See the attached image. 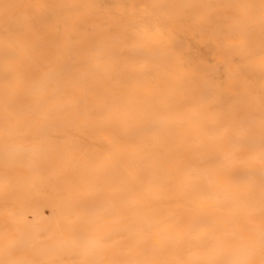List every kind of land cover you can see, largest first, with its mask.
Instances as JSON below:
<instances>
[{"label":"bare ground","instance_id":"bare-ground-1","mask_svg":"<svg viewBox=\"0 0 264 264\" xmlns=\"http://www.w3.org/2000/svg\"><path fill=\"white\" fill-rule=\"evenodd\" d=\"M262 262L264 0H0V264Z\"/></svg>","mask_w":264,"mask_h":264},{"label":"rangeland","instance_id":"rangeland-1","mask_svg":"<svg viewBox=\"0 0 264 264\" xmlns=\"http://www.w3.org/2000/svg\"><path fill=\"white\" fill-rule=\"evenodd\" d=\"M42 1H44L46 3H52L54 0H42ZM99 18H100V15L97 13L88 14L85 16V19H87L90 22H92V21L96 22V21H98Z\"/></svg>","mask_w":264,"mask_h":264},{"label":"snow or ice","instance_id":"snow-or-ice-1","mask_svg":"<svg viewBox=\"0 0 264 264\" xmlns=\"http://www.w3.org/2000/svg\"><path fill=\"white\" fill-rule=\"evenodd\" d=\"M262 264H264V262H262Z\"/></svg>","mask_w":264,"mask_h":264}]
</instances>
